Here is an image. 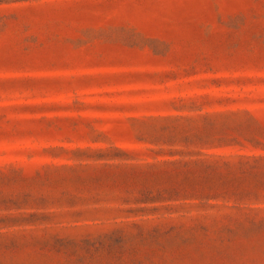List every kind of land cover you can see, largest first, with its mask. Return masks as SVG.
I'll use <instances>...</instances> for the list:
<instances>
[{"label":"rangeland","instance_id":"374dc122","mask_svg":"<svg viewBox=\"0 0 264 264\" xmlns=\"http://www.w3.org/2000/svg\"><path fill=\"white\" fill-rule=\"evenodd\" d=\"M0 264H264V0H0Z\"/></svg>","mask_w":264,"mask_h":264}]
</instances>
